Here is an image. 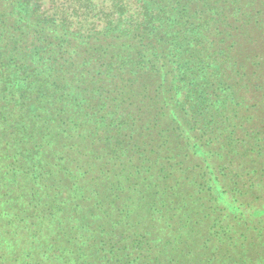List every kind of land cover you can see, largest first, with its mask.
<instances>
[{
	"label": "trees",
	"instance_id": "trees-1",
	"mask_svg": "<svg viewBox=\"0 0 264 264\" xmlns=\"http://www.w3.org/2000/svg\"><path fill=\"white\" fill-rule=\"evenodd\" d=\"M0 264H264V0H0Z\"/></svg>",
	"mask_w": 264,
	"mask_h": 264
}]
</instances>
